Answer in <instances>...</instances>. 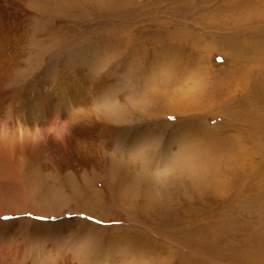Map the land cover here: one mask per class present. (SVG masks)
Segmentation results:
<instances>
[{
	"label": "rangeland",
	"instance_id": "rangeland-1",
	"mask_svg": "<svg viewBox=\"0 0 264 264\" xmlns=\"http://www.w3.org/2000/svg\"><path fill=\"white\" fill-rule=\"evenodd\" d=\"M107 2L95 7L82 4L76 8L82 12L65 18L51 6L36 11L33 23L43 27L40 31L34 27V33L48 34L42 63L57 58L62 65L73 51L75 61L83 60L88 73L113 82L123 99L121 121L133 132L135 142L133 146L116 143L112 150L135 165L138 178L150 175L160 190L147 197L114 196L89 215L63 206L60 212L34 216L33 223L52 224L34 245L38 261L264 264V139L247 128V121L233 117L264 116V15L255 14L264 10V0H130L124 7ZM114 41H118L115 47ZM126 46L124 54L121 50ZM116 50L119 59H112ZM171 92L176 95L175 112L155 115L161 109L157 105L172 104L163 97ZM244 101L246 106H241ZM236 143L256 149L254 169H238ZM92 176L83 171L70 172L64 179L54 176L56 200L66 202L70 188ZM137 179L134 185L142 186ZM53 205L56 211L58 205ZM33 223L16 225L23 228L25 241L31 239ZM188 229L203 234L211 250H219L220 244L237 246L248 236L255 238L257 249L245 259L225 258L220 250L209 255L188 250L180 245L184 242L180 236ZM0 238L4 241L0 246H6L9 241ZM23 249L29 251V245L25 243Z\"/></svg>",
	"mask_w": 264,
	"mask_h": 264
},
{
	"label": "bare ground",
	"instance_id": "bare-ground-1",
	"mask_svg": "<svg viewBox=\"0 0 264 264\" xmlns=\"http://www.w3.org/2000/svg\"><path fill=\"white\" fill-rule=\"evenodd\" d=\"M35 1L0 0V228L3 229L0 231V236L9 241L5 242L6 246H0V264H13V262L32 264L33 261L35 264L42 263L41 260L38 261L40 257L37 255L34 245L38 238L40 239L41 234L46 235L45 232L52 224L33 223L34 216L60 212L63 206L77 213L89 215L98 206L111 203L114 196L128 197L138 193L147 197L160 190L157 182H153L150 175L138 178L135 165L129 159L120 157L116 153L117 151L112 150L116 143L133 146L135 142V135L132 134L133 132H128L127 127L121 121L123 117L120 103L123 102V99L119 93L115 92L113 82L101 74L88 73L89 70L86 71L83 66V60L76 62L77 58L73 51L70 52V61L65 60L66 62L62 65L57 58L53 62L47 59L43 64V58L48 51L44 46L47 43L48 34L34 33V27L38 26V31H40L43 24H34L33 16L36 11L44 9L45 6H51L57 12V16L65 18L66 15H75L81 11L76 8L82 4L87 7L89 5L95 7L102 6L100 3L102 1H108L110 6L109 1H111L112 5L117 4L116 6L124 7L129 5L130 0H40L41 2L37 5H35ZM255 14L264 15V10H257ZM243 15H245L244 11ZM52 25L50 26L52 27ZM54 33L50 34L51 37L54 36ZM90 38L91 36L87 37V39ZM117 42L114 41L112 46L115 47L114 44ZM126 48L127 46L121 52L126 54ZM226 52L228 54V51ZM111 58L119 59L117 50L112 53ZM89 67L90 70L94 69L92 64ZM237 67L239 66L236 65ZM163 95L172 104L170 106L162 105L158 101L159 105L157 106L161 109L159 108L160 111L154 113L157 116H161L162 113L171 115L176 110L174 106L176 103L175 93L171 92L169 95L163 93ZM157 96L160 97L159 94ZM207 100L209 101V99ZM245 102L241 106L245 105ZM233 117L247 121V128L260 132L257 133L258 137L264 139V116L251 114V117L239 115ZM204 134L206 135V133ZM236 144L239 153L234 163L238 169H254L256 163L252 157L255 156L256 149L251 150L244 144ZM82 171L91 176L95 174V176L71 187L66 202L60 204L56 200L54 188L52 189L51 186L54 176L64 179V176L69 175L70 172L78 175ZM253 173L252 171L251 174ZM194 174L193 176H195ZM135 179L140 180L142 186H135ZM131 185L135 186L134 189ZM54 200L58 205L56 211L53 205L55 204ZM25 215L28 216L26 220L23 219ZM22 221L33 223L34 226L30 233L31 239L29 238L27 241L24 240L23 228L20 226ZM19 223L20 225L16 226ZM182 234L180 237L184 238V242L180 244L177 237L178 244L184 245L182 247L188 250L202 251L206 255H209L212 250L215 252L220 250L218 254L225 258L239 257L242 259L244 257L245 259L252 255L256 248L254 246L256 240L255 238L251 239L250 236L238 243L237 246L231 243L225 246L220 244L218 245L219 250H211L206 247L208 245L206 237L199 231L193 232L188 229ZM1 242L4 241L0 238V244H2ZM25 243L29 245V251L23 249ZM255 255H257V251L252 257L254 258ZM69 262L71 263L72 259ZM62 263L59 261L53 264Z\"/></svg>",
	"mask_w": 264,
	"mask_h": 264
}]
</instances>
